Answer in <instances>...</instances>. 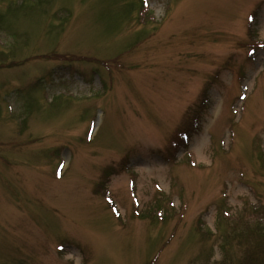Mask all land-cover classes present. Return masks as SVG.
<instances>
[{"label": "rangeland", "instance_id": "374dc122", "mask_svg": "<svg viewBox=\"0 0 264 264\" xmlns=\"http://www.w3.org/2000/svg\"><path fill=\"white\" fill-rule=\"evenodd\" d=\"M263 210L264 0H0V264H219Z\"/></svg>", "mask_w": 264, "mask_h": 264}, {"label": "trees", "instance_id": "16d2710c", "mask_svg": "<svg viewBox=\"0 0 264 264\" xmlns=\"http://www.w3.org/2000/svg\"><path fill=\"white\" fill-rule=\"evenodd\" d=\"M136 1H138L140 4H144V0H136ZM262 221L264 222V218ZM262 241H263L262 242L263 246H254L250 251H246L245 253H243L244 254L243 257L242 256L236 257L235 259L234 255H232L233 257H228L226 259L224 258L225 260H222L221 262L218 263L219 264H264V236L262 238ZM226 248L229 247L226 246ZM234 259L237 261L236 263L232 262Z\"/></svg>", "mask_w": 264, "mask_h": 264}, {"label": "snow or ice", "instance_id": "6c2138e0", "mask_svg": "<svg viewBox=\"0 0 264 264\" xmlns=\"http://www.w3.org/2000/svg\"><path fill=\"white\" fill-rule=\"evenodd\" d=\"M249 19H251V17H249Z\"/></svg>", "mask_w": 264, "mask_h": 264}]
</instances>
